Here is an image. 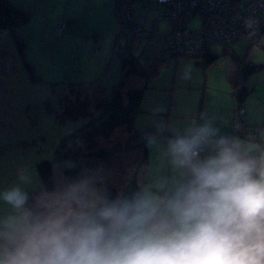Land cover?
<instances>
[{
	"label": "rangeland",
	"instance_id": "rangeland-1",
	"mask_svg": "<svg viewBox=\"0 0 264 264\" xmlns=\"http://www.w3.org/2000/svg\"><path fill=\"white\" fill-rule=\"evenodd\" d=\"M11 1L26 9L30 16L28 22L18 25L14 31L0 32V190L20 183L25 191L35 192L38 198L46 191L38 164L44 160L56 162V151L60 144L87 123L88 118L84 116L85 102L79 94L90 97V104L87 106L89 113L93 116L99 114L97 101L109 98L121 78V54L130 52L128 55L137 57L142 68L147 71L152 60L159 63L165 61L160 64V73L151 83L152 88L142 105L145 107L141 109L148 112L147 116L153 118L156 127L164 124L161 121L165 114L162 110L165 102L172 97V86H169L177 75L174 70L176 67L170 66L166 61L165 48L171 23L158 19L157 0L137 2L133 5L135 19L139 25L151 31L152 37L148 40H133L131 37L140 38L141 34L134 35V26H129L132 33L123 29L120 34L114 0ZM105 2L110 5L107 7ZM60 22L67 24L62 33L57 31ZM189 26L200 29L202 18L196 16ZM15 37L24 42L23 56ZM260 41L262 46L242 36L236 44L229 47L212 43L211 51L220 56L212 65L215 68V85L223 88L228 83L227 78L223 77V71L230 64L237 66L236 61L239 62L245 56L254 65H264V33ZM202 56L203 53H200V57ZM181 60L180 79L176 84L188 85L195 81L196 69L193 64L200 59L184 57ZM26 62L31 64V69L27 68ZM101 64L100 74L104 78L102 84L99 86L97 81L96 85L82 83L83 79H90ZM199 79L201 90L187 87L189 90L179 91V113L191 94L195 98L196 112L199 114L208 94L204 69L201 70ZM234 79L235 77L232 81ZM246 85L249 90L255 91L243 104L245 125H242V133L237 136V140L251 157L264 160V70L251 76ZM243 87L244 84L235 88L234 81L232 83V88L238 95ZM222 91L216 89L211 93L209 104L203 112L205 120L216 119V110L226 106L227 95ZM151 94L152 102L149 101ZM231 98L235 101L234 123L238 129V103L234 96L231 95ZM140 116L145 118L143 114ZM143 124L144 121L141 125ZM257 129L259 135L250 137L252 131L249 130ZM86 167L77 176L68 177L64 174V166H55L57 189L73 180L87 177L88 174L93 175V182L98 187L106 189L109 183L104 170L94 164H87ZM146 169L147 166L142 172L143 177L146 176ZM21 170L29 177L27 184L18 179ZM165 187L166 181L161 189ZM12 212L11 206L0 201V216H7Z\"/></svg>",
	"mask_w": 264,
	"mask_h": 264
},
{
	"label": "clouds",
	"instance_id": "clouds-1",
	"mask_svg": "<svg viewBox=\"0 0 264 264\" xmlns=\"http://www.w3.org/2000/svg\"><path fill=\"white\" fill-rule=\"evenodd\" d=\"M216 136L193 123L167 139L185 179L163 196L113 198L87 177L33 206L20 183L0 190L13 209L0 216V264H264V160Z\"/></svg>",
	"mask_w": 264,
	"mask_h": 264
},
{
	"label": "trees",
	"instance_id": "trees-1",
	"mask_svg": "<svg viewBox=\"0 0 264 264\" xmlns=\"http://www.w3.org/2000/svg\"><path fill=\"white\" fill-rule=\"evenodd\" d=\"M29 16L26 9L14 5L11 0H0V32L3 30L14 31L18 25L28 22ZM141 27L148 30L143 26ZM148 31L150 33L148 39H150L152 37L151 31ZM262 33H264V29H260L256 37L261 36ZM242 36L253 42H257L258 39H253L246 32ZM242 36L240 35L234 44ZM131 39L134 40L133 37ZM15 41L20 54L23 56L25 47L23 40L15 37ZM212 43L219 44L211 42L203 51L202 60L206 67L216 63L220 58L217 53L211 51L210 45ZM128 53L121 54V78L114 87L111 96L97 101L96 105L99 112L97 116H93L88 111L87 106L90 104V97L78 95L83 97L82 101L85 102L84 116L88 118V121L83 128L67 136L66 140L60 144L56 151V162L44 160L38 164L43 187L46 191H52L58 187L54 177L55 166H64V174L68 177H75L78 172L83 171L84 167L87 168V164L98 165L104 170L109 183L104 191L113 198L117 195H131L146 188L147 182H144L141 177L150 160L149 138L152 135L160 134V132L145 130L139 131L135 135V122L137 116L142 112L141 107L146 92L152 88L151 83L160 73V64L165 61L159 63L157 60H152L147 71L142 68L137 57L128 55ZM184 57L187 56H183L179 60ZM198 57L188 58L198 59ZM26 64L27 68L31 69V64L28 62ZM239 64L240 68L234 81V87L244 84L239 95L235 91L238 107H243L247 97L255 91L249 90L246 82L254 74L263 71L264 65H254L248 60V56L240 59ZM237 128L236 135L238 136L242 133L243 127L238 124ZM249 131H252L250 137L259 135L258 129ZM82 162L86 163L82 164ZM28 193L30 196L29 206H33L37 194L35 192Z\"/></svg>",
	"mask_w": 264,
	"mask_h": 264
},
{
	"label": "built area",
	"instance_id": "built-area-1",
	"mask_svg": "<svg viewBox=\"0 0 264 264\" xmlns=\"http://www.w3.org/2000/svg\"><path fill=\"white\" fill-rule=\"evenodd\" d=\"M118 13L120 30L132 31L136 28L141 34L138 40L148 39L149 31L144 30L136 21L133 5L142 0H114ZM158 19L171 23V30L165 48L166 61L177 65L183 57L199 56L211 42L231 46L238 37L246 34L256 39L260 29H264V0H157ZM202 18L200 29L191 28L190 22ZM67 27L59 23L58 33ZM169 61V62H168ZM244 108L239 107L238 119L244 124Z\"/></svg>",
	"mask_w": 264,
	"mask_h": 264
},
{
	"label": "crops",
	"instance_id": "crops-1",
	"mask_svg": "<svg viewBox=\"0 0 264 264\" xmlns=\"http://www.w3.org/2000/svg\"><path fill=\"white\" fill-rule=\"evenodd\" d=\"M105 5L108 7V5L110 4L108 2H105ZM262 36H263V33L261 34V36L257 37L258 38L257 42H258V45L260 46H262L261 41H260ZM201 58L202 57H200L199 55L198 59L200 60L195 61V63L193 64V67L196 69V71H194L195 81L194 80L191 81L188 85L176 84V81L180 79V70L182 67L181 66L182 60H179L178 65L175 66L176 68L174 70L177 73V75L175 76V80L171 82L169 86V88L172 86V97H170V99L165 102V106L162 110L165 113L162 115V118H161V121L164 123L162 126L156 127L153 118L150 116H147L148 112H144L143 110L139 114V117L136 118V121L137 119L138 121L135 124V129H136L135 131L139 132L140 130H144V131L145 130H156L160 132V134L152 135L149 138V141L153 140L154 142L153 143L149 142L150 160L147 165L146 176L141 177V179L144 180V182H147V186L144 190H150L152 192L157 193L160 196H163L166 192H168V190L173 189L179 182L185 179L183 170L176 168L171 163L170 157L168 156L167 151H166L167 139L171 135L177 132H183L188 126L192 125L193 123H196V124L208 123L210 124L212 128H214L217 131V136L214 137L213 139H217L220 136H225L229 138L234 137L235 139H237V135H236L237 129H236V124L234 123V113L236 110L235 101L233 98H231V95L235 97V91L232 88V83L236 79L238 69L240 68L239 67L240 64L239 62L236 61L237 66L230 64V66L227 67L225 71H223V77L225 76V78H227L228 83L225 84V86H223L222 88V87H218L215 85L214 78H213V75L215 73V68H213L212 66L214 64L206 67ZM116 59L117 61L118 60L120 61V59L118 58ZM99 62L100 60L98 59V64ZM101 67H102V64L101 66H97L96 71H94V75H92L90 79L89 78L86 80L83 79L82 83L96 85V81H97V84L100 86V84H102L103 82L102 80H104V78L101 76L102 74H100ZM202 69H204L207 90H208L207 93L209 94V95L206 94L205 101H203V104H202L203 107L201 108L198 114L196 112L197 103L195 102V98H193V96L190 94L185 105L181 107V113H179L178 103H177L178 94L181 93L179 91L181 89L189 90L188 88H191L192 90L194 88L195 90H201V80L199 79V76H201ZM234 77L235 79L232 81V78ZM99 79L101 81H99ZM216 89L223 90L222 92H224L227 95V104L225 107L216 110V119L205 120V118L203 117V112L209 104L208 101H209V97L212 96L211 93L214 92ZM148 91L146 92L143 103H145V100L148 96ZM149 101L150 102L153 101V94H151ZM144 107H142L141 109H143ZM238 108H237V114H238ZM141 114L145 115V118L142 119L140 116ZM143 121L145 122V124L141 125ZM138 125H141V126L137 127ZM161 129L163 130L161 131ZM211 147L212 146L209 145L207 151H211ZM88 175L92 176L93 178V175L91 174H88ZM88 175H87V178H88ZM165 181H166V187L164 189H161ZM104 190H105V187H104Z\"/></svg>",
	"mask_w": 264,
	"mask_h": 264
},
{
	"label": "bare ground",
	"instance_id": "bare-ground-1",
	"mask_svg": "<svg viewBox=\"0 0 264 264\" xmlns=\"http://www.w3.org/2000/svg\"><path fill=\"white\" fill-rule=\"evenodd\" d=\"M243 118H244V124H243V126H244L245 125V109H244V116H243ZM245 127H247V126H245ZM88 178H90V179L93 180L92 176H90V175H88Z\"/></svg>",
	"mask_w": 264,
	"mask_h": 264
}]
</instances>
